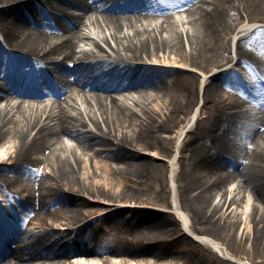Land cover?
I'll return each mask as SVG.
<instances>
[{"label": "bare ground", "instance_id": "1", "mask_svg": "<svg viewBox=\"0 0 264 264\" xmlns=\"http://www.w3.org/2000/svg\"><path fill=\"white\" fill-rule=\"evenodd\" d=\"M191 1L0 0L4 7L0 9L3 78L9 80L11 70L35 74L47 68L54 72L43 89L23 92L24 98L16 104L0 108V180L5 183L1 190H8L17 177L28 178L23 194L14 195L17 199L21 195L23 215L30 214L36 221L35 227L25 230L22 216L14 222L0 218V264H67L59 258L68 254H72L69 258L98 256L101 262L92 264H111L92 250L72 248L73 238L89 226L99 227L100 222L109 227L129 222V229L147 246L157 239L151 235L154 224L185 236L179 233V220L172 213L148 207L154 204L143 201L138 189L152 172L155 157L150 152L156 158L170 155L185 127L198 98V75L193 69L210 76L202 87L195 124L178 147L180 196L192 211V229L208 234H198L202 244L213 245L210 238L215 236L236 239L245 214L238 208L247 199L250 211L240 238H249L251 248L264 253V117L257 116L264 110V89L259 83L238 87L235 70L243 68L264 78V27L237 39L235 59L221 57L210 68L205 56L225 43L219 8L202 11L194 20L186 37L187 49L177 32L162 34L171 13ZM254 1L260 5V20L264 21V0ZM60 3L63 7L58 8ZM54 9L61 14L59 18L53 17ZM89 12L98 14L107 26V34L100 37L110 50L107 54L97 38L77 29ZM139 13L152 21L162 17L161 30L140 28ZM47 22L54 26L52 32L47 31ZM77 42L85 46L90 42L92 48L77 50L81 46ZM160 53L162 58L152 60ZM98 76H105L104 90L115 95L109 96L111 106L108 97L101 99L97 92ZM119 98L138 109L128 108ZM158 100H162L158 108L142 106ZM251 104H255L253 108L242 109ZM62 138L73 139L76 145L69 146ZM244 143L249 150H243ZM66 148L73 153L66 154ZM243 153L246 160L241 158ZM227 160L230 168L225 167ZM196 166L204 174L196 172ZM232 176L241 183L222 190L226 177ZM248 190L252 199L246 195ZM136 204L144 206L134 207ZM51 206H56L54 221L64 231L47 221L44 211ZM180 208H175L177 213ZM146 225L149 230L143 227ZM62 247H70L71 252ZM134 252L127 257L120 254L114 264H154ZM237 264L251 263L239 258Z\"/></svg>", "mask_w": 264, "mask_h": 264}, {"label": "rangeland", "instance_id": "2", "mask_svg": "<svg viewBox=\"0 0 264 264\" xmlns=\"http://www.w3.org/2000/svg\"><path fill=\"white\" fill-rule=\"evenodd\" d=\"M214 6L219 8L223 17V31L220 32L221 36L225 39V43H223L219 48L210 51L205 56V62L210 65V68H213L214 64L221 57L231 56L232 59H235V47L237 39L244 33L250 31L252 28L264 27V21L260 20L261 15V7L258 2L254 0H192L187 6L182 9L175 10L171 13V19L169 24H164V30H162V34L166 36L168 32H177L183 38L185 43V47L187 49L186 37L189 33L192 32L194 24V20H196L199 14L202 11L210 10ZM0 5V9H2ZM75 14L81 15L82 12L79 10H72ZM97 13V12H96ZM92 13H88L84 18V22L77 26V29L81 32H88L92 35V37L97 38L99 44L104 50V54L110 52L107 48L106 44L101 40L102 33L105 32L107 34V29L105 23L100 19L101 17L92 15L93 18H89ZM85 16V14H84ZM142 20V26L140 23H137L136 26L140 28H145L148 31L153 29L161 30L159 27L161 24L162 17H159L155 20L145 19L146 15H139ZM232 28L234 32H230ZM126 32V29H123ZM64 32L63 34H65ZM99 37V38H98ZM82 42H77L76 49L79 50L81 47H85L86 49H91L92 45L90 42L87 46L83 45ZM225 46V47H224ZM225 48H229V52L225 53ZM164 54L160 53L159 55L152 58V60H156L158 58H162ZM138 64L139 62H135ZM234 63V61H232ZM231 63V64H232ZM239 72V75L247 73L243 68L240 69L238 67L235 68ZM193 71L198 75L197 81V92L198 98L196 102L193 104L192 109L190 111V115L188 116L187 121H185V126L182 131L180 130L179 139H177L174 143V147L171 148L170 155L161 156L158 155L157 158L154 156V151L150 152L151 157H155V159H151L152 162V172L147 177V180L144 184L140 186L138 189V196L143 201H151L154 205L150 206L151 209L155 211H162L163 213H172L179 222L178 228L180 229L179 233L182 234L185 232V236H180L179 234L174 235L168 232L165 227L158 226L157 224L152 225V233L151 235L156 236L157 239L151 241L149 245H146L145 241H140L137 238L136 232H132L130 227V223L127 221H123L121 224L117 223L116 227H109V224H105V222H100L99 227L89 226L84 232L80 233L76 238L72 239V245L76 248L88 249L94 248L93 250H98L100 252H104L110 259H112L115 263L120 259L117 256L124 255L127 257L130 255L132 251H135L134 256L145 257L149 260H152L154 264L164 263L167 264H228L224 262L226 260H238L239 258L247 259L251 264H264V253H258L259 251L251 248V240L249 238H240L241 231L244 226L246 214L250 211V207L247 206V199H245L243 203L240 202L238 211L245 214H242V223L239 225L237 230L236 239L231 240L229 237H213L210 238L211 242L220 247V254L216 253L212 250L209 244H202L199 242V235H208L204 230L199 231V233H195L192 229L191 224L195 223V220L192 218V211L190 207H185L182 202V197L180 196L182 180L179 177L178 168V157H179V144L186 131L192 128L195 124L194 118L200 112L201 107V94L202 87L206 79L210 76L209 72H202L199 69H193ZM249 74V73H248ZM250 75V74H249ZM103 79V78H102ZM253 80V79H252ZM264 80V79H263ZM225 89L228 87L224 86ZM100 97L107 99V104L110 105L109 96L114 97L113 93L107 94V92H100ZM78 104H81V98L77 97ZM123 102V101H119ZM162 100H158L157 102H152L150 104L145 103L142 105L143 107L147 106H155L158 108V104H161ZM123 104H127V107L133 110H137L138 107H134L130 102ZM255 104H251L250 106L245 105L242 109H246L247 107L253 108ZM83 107V105H82ZM96 109V108H95ZM264 113V110L262 111ZM259 112L257 116L264 117V114ZM177 129H174L173 132L169 133L173 135V133ZM66 144L69 146H75L76 141L70 138H62ZM243 150H249L248 144H243ZM246 147V148H245ZM95 148H98L96 146ZM66 154H72V148H66ZM150 155V154H147ZM241 158L246 160V156L243 153ZM3 164H0V166ZM232 164L230 161H225V166L230 168ZM196 172L201 171L200 166H196ZM222 168L220 169V171ZM205 172V170L203 171ZM202 171L201 173L204 174ZM162 180H164L162 182ZM30 180L26 177H17L13 180V183L10 184L8 190L2 191L1 187L4 186L5 183L0 180V198L6 202L4 213L7 215V219L16 220V217L22 216L25 218V230H28L30 227H35L36 221L33 220L32 216L29 214L27 216L23 215V206L19 202V198H16V194L14 192H18L23 194V189L28 187ZM241 181L239 178L232 176L226 177L225 181L222 185V190L229 191L230 189H234ZM246 195L250 199H252V193L250 191H246ZM219 198H216L218 201ZM98 205V204H93ZM102 204H99L97 207H101ZM142 205V204H140ZM139 204L134 205V207H140ZM144 206V205H142ZM56 206H51L47 208L44 212L47 216L48 222H53L55 226L59 227V229H63L60 227L59 223L54 221L56 217L55 208ZM180 208L177 213L175 208ZM56 220V219H55ZM119 221V219H118ZM86 222H81L77 226L80 227ZM144 228L150 229V225L143 226ZM135 229V228H134ZM61 231H64L61 230ZM135 233V236L132 234ZM199 234V235H198ZM198 235V236H197ZM152 237V236H150ZM229 238V239H226ZM19 241V240H18ZM62 249L66 252L69 251L70 247ZM69 254L66 257H61L63 262L70 264V262L74 261L69 258ZM89 262H101L98 256H94L91 259H88ZM131 264H137L138 262L129 261ZM113 264V263H111Z\"/></svg>", "mask_w": 264, "mask_h": 264}]
</instances>
